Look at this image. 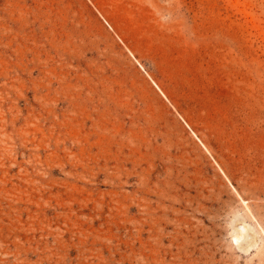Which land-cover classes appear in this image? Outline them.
<instances>
[{
    "label": "rangeland",
    "instance_id": "rangeland-1",
    "mask_svg": "<svg viewBox=\"0 0 264 264\" xmlns=\"http://www.w3.org/2000/svg\"><path fill=\"white\" fill-rule=\"evenodd\" d=\"M0 264H264V0H0Z\"/></svg>",
    "mask_w": 264,
    "mask_h": 264
},
{
    "label": "bare ground",
    "instance_id": "bare-ground-1",
    "mask_svg": "<svg viewBox=\"0 0 264 264\" xmlns=\"http://www.w3.org/2000/svg\"><path fill=\"white\" fill-rule=\"evenodd\" d=\"M92 1V0H91ZM67 2H69L70 3V0H67ZM74 6H76V5H74ZM70 8H71V6H70ZM77 13V12H76ZM75 13V14H76ZM78 14V13H77ZM79 18H81V20L84 22V19H83V17H82V15L81 14H79Z\"/></svg>",
    "mask_w": 264,
    "mask_h": 264
}]
</instances>
